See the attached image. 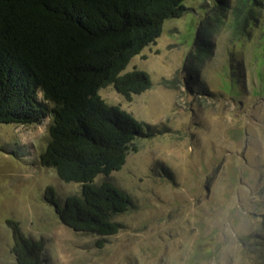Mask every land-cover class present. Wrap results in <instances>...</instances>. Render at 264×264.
Masks as SVG:
<instances>
[{
  "label": "rangeland",
  "instance_id": "rangeland-1",
  "mask_svg": "<svg viewBox=\"0 0 264 264\" xmlns=\"http://www.w3.org/2000/svg\"><path fill=\"white\" fill-rule=\"evenodd\" d=\"M216 3L185 0L186 14L166 20L156 44L123 71L149 74L151 89L131 102L113 87L100 93L145 130L160 124L171 129L139 141L137 152L111 175L109 181L132 197L135 208L115 217L122 226L105 242L62 224L45 198L48 187L60 206L81 193L80 185L40 165L50 118L33 126L0 125V146L28 153L18 160L0 151V264H17L8 221L44 242L47 264H220L226 243L235 249L228 264H264V0L245 7L253 18L244 30L233 23L241 0H230L226 10ZM203 23L209 26L203 29ZM199 28L208 29L211 54L196 52ZM187 58L211 96L183 86ZM242 221L246 231L232 240L225 224L235 230Z\"/></svg>",
  "mask_w": 264,
  "mask_h": 264
},
{
  "label": "trees",
  "instance_id": "trees-1",
  "mask_svg": "<svg viewBox=\"0 0 264 264\" xmlns=\"http://www.w3.org/2000/svg\"><path fill=\"white\" fill-rule=\"evenodd\" d=\"M249 1L235 6L233 23L239 30L253 18L252 10L245 9ZM183 2L0 0V125L33 126L50 118V142L40 154V165L54 169L63 182L80 185L81 193L60 206L56 191L48 187L45 198L56 207L61 223L76 233L102 237V242L118 233L122 225L115 217L135 206L132 197L109 181L111 175L137 152L139 141L171 132L162 124L146 125L145 130L135 116L108 105L100 93L113 87L131 102L152 88L144 71H123L156 44L166 20L186 14ZM216 4L226 10L230 0ZM202 28L196 32V52L211 54L213 42ZM186 61L183 86L211 96L197 68ZM24 149L19 147L18 153L9 145L0 146L18 160L28 157ZM100 177L106 180L98 184ZM8 224L16 263L47 264L44 242L26 237L18 222Z\"/></svg>",
  "mask_w": 264,
  "mask_h": 264
},
{
  "label": "clouds",
  "instance_id": "clouds-1",
  "mask_svg": "<svg viewBox=\"0 0 264 264\" xmlns=\"http://www.w3.org/2000/svg\"><path fill=\"white\" fill-rule=\"evenodd\" d=\"M228 215H229V211L226 210L225 216L227 217ZM224 231L228 237H230L232 240H235L237 238V232L246 231V224L242 221L240 223V225L235 227V230H234V227L232 224L226 223L225 227H224ZM238 247H239L238 244L235 245V248H238ZM234 250L235 249L231 243H226L223 246V248L221 249V255H222L223 259L221 260L220 264H228L227 256H228V254H230ZM237 264H238V262H237Z\"/></svg>",
  "mask_w": 264,
  "mask_h": 264
}]
</instances>
